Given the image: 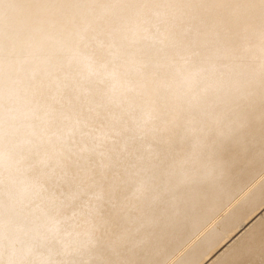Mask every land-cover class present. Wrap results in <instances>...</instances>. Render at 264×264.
<instances>
[{
  "label": "bare ground",
  "instance_id": "6f19581e",
  "mask_svg": "<svg viewBox=\"0 0 264 264\" xmlns=\"http://www.w3.org/2000/svg\"><path fill=\"white\" fill-rule=\"evenodd\" d=\"M263 171L264 0H0V264H264Z\"/></svg>",
  "mask_w": 264,
  "mask_h": 264
},
{
  "label": "rangeland",
  "instance_id": "374dc122",
  "mask_svg": "<svg viewBox=\"0 0 264 264\" xmlns=\"http://www.w3.org/2000/svg\"><path fill=\"white\" fill-rule=\"evenodd\" d=\"M264 172V171H263ZM263 172L259 175L258 179H260L261 177H263ZM256 183H254L252 186H254ZM232 204V203H231ZM231 204H229L228 206H230ZM228 206L225 208L227 209ZM224 212V211H223ZM223 212H220L218 213L215 217H213L200 231V235L201 233H204L205 231H208V230H212V229H216L218 227V218H220V216L222 215ZM195 236V235H193ZM192 236V237H193ZM197 238H192L189 242L186 243L185 246L179 248L178 250H176L171 256H169L168 260L164 263V264H170L178 255L181 254V252L186 248L187 245H190L192 244L193 242H195ZM258 263H262V260H256Z\"/></svg>",
  "mask_w": 264,
  "mask_h": 264
}]
</instances>
